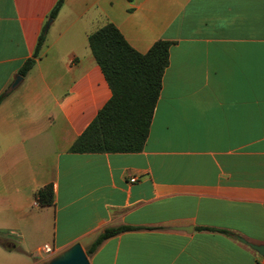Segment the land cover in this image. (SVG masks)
I'll list each match as a JSON object with an SVG mask.
<instances>
[{
	"label": "crops",
	"instance_id": "obj_1",
	"mask_svg": "<svg viewBox=\"0 0 264 264\" xmlns=\"http://www.w3.org/2000/svg\"><path fill=\"white\" fill-rule=\"evenodd\" d=\"M57 2L0 0V96ZM108 23L141 53L172 41L170 64L142 151L72 152L113 95L89 44ZM123 225L91 264H264L237 238L264 245V0H65L53 19L0 104V264Z\"/></svg>",
	"mask_w": 264,
	"mask_h": 264
},
{
	"label": "trees",
	"instance_id": "obj_2",
	"mask_svg": "<svg viewBox=\"0 0 264 264\" xmlns=\"http://www.w3.org/2000/svg\"><path fill=\"white\" fill-rule=\"evenodd\" d=\"M65 0H58L49 17L55 19ZM48 30L44 27L35 52L19 71L23 77L31 71L41 56ZM91 50L110 84L113 95L94 121L76 140L72 152H139L144 149L150 134L154 110L162 89V80L170 64L172 41L160 39L146 53L137 51L120 29L108 23L89 36ZM8 91L0 96V104ZM37 199L41 206L54 204V186L40 189ZM133 226L105 228L86 249L94 254L102 243ZM200 229L228 232L224 229Z\"/></svg>",
	"mask_w": 264,
	"mask_h": 264
},
{
	"label": "water",
	"instance_id": "obj_3",
	"mask_svg": "<svg viewBox=\"0 0 264 264\" xmlns=\"http://www.w3.org/2000/svg\"><path fill=\"white\" fill-rule=\"evenodd\" d=\"M53 19H50L46 25V29L50 27ZM23 80V76L19 75L12 83L11 87L7 90L8 93L18 87ZM186 231H192V227H178ZM237 238L243 243L248 244L259 254L264 255V245L251 243L244 237L237 236ZM47 264H91L89 256L80 242H77L70 246L68 249L52 257Z\"/></svg>",
	"mask_w": 264,
	"mask_h": 264
},
{
	"label": "built area",
	"instance_id": "obj_4",
	"mask_svg": "<svg viewBox=\"0 0 264 264\" xmlns=\"http://www.w3.org/2000/svg\"><path fill=\"white\" fill-rule=\"evenodd\" d=\"M132 181H135V179H132ZM35 205L36 206L40 205V201L38 199H36ZM43 250L49 257L52 256L55 253L54 248L50 244H45L43 246Z\"/></svg>",
	"mask_w": 264,
	"mask_h": 264
}]
</instances>
